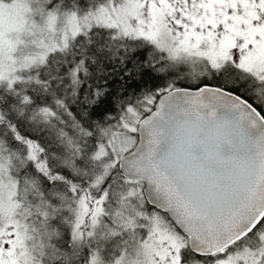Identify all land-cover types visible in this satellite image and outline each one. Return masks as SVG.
Here are the masks:
<instances>
[{
	"label": "snow or ice",
	"instance_id": "snow-or-ice-1",
	"mask_svg": "<svg viewBox=\"0 0 264 264\" xmlns=\"http://www.w3.org/2000/svg\"><path fill=\"white\" fill-rule=\"evenodd\" d=\"M0 264H264V0H0Z\"/></svg>",
	"mask_w": 264,
	"mask_h": 264
}]
</instances>
